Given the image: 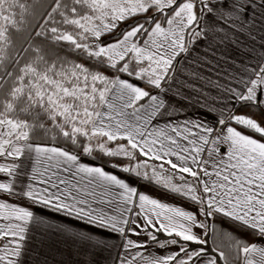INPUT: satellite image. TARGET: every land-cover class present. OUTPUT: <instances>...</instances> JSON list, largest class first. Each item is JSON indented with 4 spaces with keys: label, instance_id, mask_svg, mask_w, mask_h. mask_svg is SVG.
Listing matches in <instances>:
<instances>
[{
    "label": "snow or ice",
    "instance_id": "6c2138e0",
    "mask_svg": "<svg viewBox=\"0 0 264 264\" xmlns=\"http://www.w3.org/2000/svg\"><path fill=\"white\" fill-rule=\"evenodd\" d=\"M0 264H264V0H0Z\"/></svg>",
    "mask_w": 264,
    "mask_h": 264
}]
</instances>
